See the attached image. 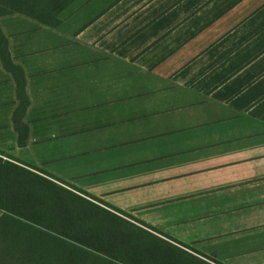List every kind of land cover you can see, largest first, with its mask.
I'll use <instances>...</instances> for the list:
<instances>
[{
    "label": "crops",
    "instance_id": "1",
    "mask_svg": "<svg viewBox=\"0 0 264 264\" xmlns=\"http://www.w3.org/2000/svg\"><path fill=\"white\" fill-rule=\"evenodd\" d=\"M50 9L0 15V157L205 259L264 264V0Z\"/></svg>",
    "mask_w": 264,
    "mask_h": 264
},
{
    "label": "trees",
    "instance_id": "2",
    "mask_svg": "<svg viewBox=\"0 0 264 264\" xmlns=\"http://www.w3.org/2000/svg\"><path fill=\"white\" fill-rule=\"evenodd\" d=\"M58 1L0 0V15L20 12L48 22ZM189 256L46 176L0 158V264H207Z\"/></svg>",
    "mask_w": 264,
    "mask_h": 264
},
{
    "label": "rangeland",
    "instance_id": "3",
    "mask_svg": "<svg viewBox=\"0 0 264 264\" xmlns=\"http://www.w3.org/2000/svg\"><path fill=\"white\" fill-rule=\"evenodd\" d=\"M1 159L3 160H8V159H5V158H2L0 157ZM35 173H38L40 175H43V176H46L47 178H49L51 181L71 190L72 192L76 193L77 195L85 198V199H88L96 204H98L100 207H103V208H106L112 212H114L115 214L119 215L120 217L126 219L127 221H129L130 223L134 224V225H137V226H140L142 229L146 230L147 232L153 234V235H156L158 236L159 238L165 240L166 242H168L169 244L179 248L180 250H183V251H186V253H188V255L190 256H194V257H197V258H200V259H203L207 264H219L215 261H212V260H208V259H205L201 256H198L197 253L194 252V250L189 246V245H184V244H181V243H178L176 241H174L173 239H170L164 235H162L161 233H159L158 231H155L154 229L142 224V223H139L137 221H135L134 219L130 218L128 215L124 214V213H120V212H117L115 211L114 209L104 205L98 198L96 197H92V196H89V195H86L80 191H77V190H74L73 188H71L67 183H65L64 181H59L57 179H54L52 177H49L48 175H46L45 173H43L42 171H40L39 169H36L35 167H25ZM40 171V172H39ZM189 256V257H190Z\"/></svg>",
    "mask_w": 264,
    "mask_h": 264
}]
</instances>
